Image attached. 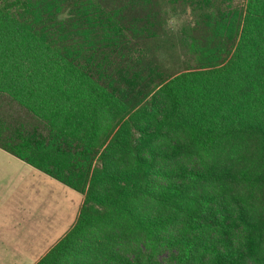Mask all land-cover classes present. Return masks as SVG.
Returning <instances> with one entry per match:
<instances>
[{"label": "trees", "instance_id": "1", "mask_svg": "<svg viewBox=\"0 0 264 264\" xmlns=\"http://www.w3.org/2000/svg\"><path fill=\"white\" fill-rule=\"evenodd\" d=\"M0 148L84 196L36 264H264V0H0Z\"/></svg>", "mask_w": 264, "mask_h": 264}, {"label": "crops", "instance_id": "2", "mask_svg": "<svg viewBox=\"0 0 264 264\" xmlns=\"http://www.w3.org/2000/svg\"><path fill=\"white\" fill-rule=\"evenodd\" d=\"M47 175L0 148V264H36L75 222L83 195L72 216L33 204L40 187L48 189Z\"/></svg>", "mask_w": 264, "mask_h": 264}, {"label": "rangeland", "instance_id": "3", "mask_svg": "<svg viewBox=\"0 0 264 264\" xmlns=\"http://www.w3.org/2000/svg\"><path fill=\"white\" fill-rule=\"evenodd\" d=\"M174 17L177 20V24L172 25L171 27H173L175 30L177 29L179 30L186 23V21L190 18V14L188 13L178 14ZM45 177L47 179L48 189L46 190L44 189L42 192V188L40 187V192H38V194L34 196L33 198V204L34 205L42 204V206L46 204L45 209L47 208L48 205L50 207L57 208L59 209L58 215L60 214V211L62 215H65V216H67V214L71 215L74 212L76 213L78 210V206H79L77 199L79 200V197L82 196L83 194L65 185L59 180L52 178L51 176L47 175ZM42 185H44V183H42ZM32 190L34 194V188ZM47 194L50 195V199H47ZM54 199H55V202L53 203ZM80 200L82 201V198Z\"/></svg>", "mask_w": 264, "mask_h": 264}, {"label": "clouds", "instance_id": "4", "mask_svg": "<svg viewBox=\"0 0 264 264\" xmlns=\"http://www.w3.org/2000/svg\"><path fill=\"white\" fill-rule=\"evenodd\" d=\"M169 26L172 25H176L177 24V20L175 17H172L169 21H168Z\"/></svg>", "mask_w": 264, "mask_h": 264}]
</instances>
